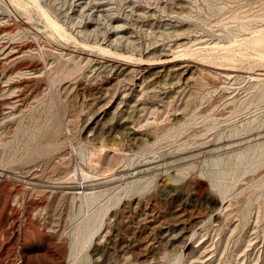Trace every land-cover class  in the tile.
Returning <instances> with one entry per match:
<instances>
[{
    "label": "rangeland",
    "instance_id": "obj_1",
    "mask_svg": "<svg viewBox=\"0 0 264 264\" xmlns=\"http://www.w3.org/2000/svg\"><path fill=\"white\" fill-rule=\"evenodd\" d=\"M0 264H264V0H0Z\"/></svg>",
    "mask_w": 264,
    "mask_h": 264
}]
</instances>
